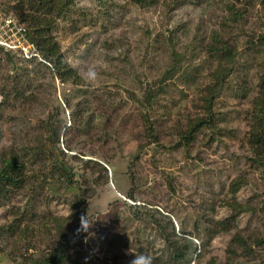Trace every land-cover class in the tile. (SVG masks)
<instances>
[{
    "label": "rangeland",
    "instance_id": "374dc122",
    "mask_svg": "<svg viewBox=\"0 0 264 264\" xmlns=\"http://www.w3.org/2000/svg\"><path fill=\"white\" fill-rule=\"evenodd\" d=\"M16 2L0 0L11 12ZM226 4L240 11L232 24L241 58L215 102L212 124L186 141L181 134L205 113L201 96L217 68L206 48L232 17ZM53 33L80 85L0 48V88L20 77L34 96L13 107L0 93V154L23 130L34 141V121L60 105L62 147L78 156L73 164L80 175L72 188H34L0 199V264L46 256L79 224L81 239L68 251L77 264H130L137 255L160 262L169 252L156 219L171 221L193 241L197 250L183 264H264V245L256 244L264 239V167L251 163L247 144L259 77L247 45L264 33V0H74ZM173 52L182 71L160 81ZM91 72L96 78L89 82ZM149 88L163 90L152 104ZM238 177L247 183L233 195ZM78 186L92 196L85 220L72 216ZM235 202L248 209L225 230L219 222ZM50 216L61 218V232ZM237 234L253 252L232 246Z\"/></svg>",
    "mask_w": 264,
    "mask_h": 264
},
{
    "label": "trees",
    "instance_id": "16d2710c",
    "mask_svg": "<svg viewBox=\"0 0 264 264\" xmlns=\"http://www.w3.org/2000/svg\"><path fill=\"white\" fill-rule=\"evenodd\" d=\"M132 1L138 4H145L146 1L155 0ZM189 1L200 2L201 0ZM236 1L240 2L241 0ZM16 3L13 4V12L27 25L31 41L38 49L42 59L29 61L36 60L35 62L40 63V65L51 66L56 77L62 81L80 85L81 79L77 70L68 62L53 33L58 19L64 17L73 5L74 0H18ZM235 4H226L228 13H231L232 17L230 19L227 18L226 22H224L225 20L223 21V28L214 31L211 41L209 44L207 43L206 51L210 54L209 57L217 60V68L210 74L211 82L204 87V94L201 96L205 111L204 115L195 119L187 132L181 134V137L186 139V141H189L200 129L212 124L215 114V102L227 83L226 79L234 72V67L241 58L237 42H235L233 37L237 27L233 26L232 22L236 23L237 19H239L238 14L240 13ZM229 20L231 24H229ZM247 47L248 53L255 55L259 69L258 92L252 100L249 111L250 130L247 135V144L252 153V156H250L251 163L264 167V33L249 40ZM5 53L11 59L17 55L11 52ZM176 55V52H173L171 55V67L166 70L160 81L171 79L176 74L181 73L183 63L181 58ZM43 61H46L48 64ZM7 81H10V79L8 78ZM10 82V84L8 83L3 88H0V93L5 97L2 96L4 104L6 105L7 102H11L14 105L13 107H17V102H20L24 105L33 96V90L30 89L32 88V84L29 85L28 82L22 81L20 77H16ZM247 90L245 89V91ZM162 92V88L159 90L149 88L147 95L148 103L152 104ZM33 99L34 96L32 97V101ZM4 104L0 103V108ZM54 108L55 112L52 110L54 115L48 114L46 119H35L34 129L37 132L34 131V141L33 139L28 140L30 133L23 130L21 132L22 137L18 140L19 142L17 141L16 145L8 147L7 150L0 154V199L7 197V194H15L28 189L34 190V188L39 190L49 187L54 190L59 185H66L67 188H72L75 181H77L76 178L80 173L74 167L73 159L79 158L76 154H70L62 147L60 138V131L64 125L62 122L64 109L60 105ZM38 129H42L43 134H38ZM149 132L153 135V132L150 130ZM32 142H37V144L32 145ZM42 163L43 166H41ZM245 181L243 177L236 178L231 184V193L233 195L237 194L240 187L247 183ZM77 188L80 190V193L72 201V216L77 220H85L88 201L92 196H89L85 189L79 186ZM130 198H132L131 195ZM229 206L232 209V214L219 222V225H222L225 230L232 227L241 213L248 209V207L237 202L234 204L230 203ZM50 217L55 222V229L58 230V233L59 230L61 232V218ZM167 224L165 225L161 220L156 219V228L166 240L169 252L168 257L160 259V262L161 264H183L187 261L189 254L197 249L194 248V243L188 238L187 233L178 234L171 221H168ZM81 228L82 224H79L74 235L63 236L64 240L53 251L48 252L46 256L38 257L30 255V257L25 258L24 264H77L78 262L69 257L68 251L74 246L78 238L81 239ZM256 242L259 246L264 245V239H257ZM233 245L247 248L248 253L253 252L252 249H249L250 246L245 238L240 234L234 236L232 240ZM160 262L153 260V264H159Z\"/></svg>",
    "mask_w": 264,
    "mask_h": 264
},
{
    "label": "built area",
    "instance_id": "2783aa9c",
    "mask_svg": "<svg viewBox=\"0 0 264 264\" xmlns=\"http://www.w3.org/2000/svg\"><path fill=\"white\" fill-rule=\"evenodd\" d=\"M0 48L17 54L25 60H42L33 45L29 29L14 12L8 11L0 3ZM44 63L48 64L46 61ZM50 65V64H49Z\"/></svg>",
    "mask_w": 264,
    "mask_h": 264
},
{
    "label": "clouds",
    "instance_id": "9594fccd",
    "mask_svg": "<svg viewBox=\"0 0 264 264\" xmlns=\"http://www.w3.org/2000/svg\"><path fill=\"white\" fill-rule=\"evenodd\" d=\"M95 78H96L95 72H91L87 77L89 82L94 81ZM130 264H152V258L146 255H137L134 256V258L130 261Z\"/></svg>",
    "mask_w": 264,
    "mask_h": 264
}]
</instances>
